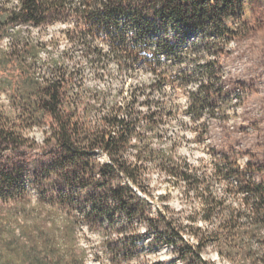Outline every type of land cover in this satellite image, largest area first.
Here are the masks:
<instances>
[{
	"label": "rangeland",
	"instance_id": "rangeland-1",
	"mask_svg": "<svg viewBox=\"0 0 264 264\" xmlns=\"http://www.w3.org/2000/svg\"><path fill=\"white\" fill-rule=\"evenodd\" d=\"M80 4L81 0H72L71 5ZM80 17L72 13L42 26L11 28L12 32L19 29L22 41L14 33L4 37L0 56L34 47L35 59L29 61L41 77L57 76L54 66L58 62L72 73L71 97L78 95L93 106L90 120L97 121L113 107L122 108L119 114L128 118L133 108L139 133L133 135L124 156L141 164L140 183L123 171L115 178L136 192L134 202L140 211L131 213L108 194L102 201L100 195L84 193L80 205L66 211L60 206L54 209L50 199L41 200L36 168L51 148L45 143L49 126L23 127L18 121L19 105L3 80L18 78L15 65L9 62L0 66V113L21 126L29 141L20 150H0V167L14 164L11 186L0 184V251L6 258L15 251L5 243L12 235L18 237L14 241L18 248L31 238L40 240L37 226L46 224L63 244L67 264H74L73 258L78 264H195L191 255L182 258L180 248L196 239L187 228L182 235L172 233L164 214L184 225L215 229L218 214L210 222L200 219L199 195L207 190L224 198L229 209L242 212L245 228L253 226L252 205L246 203L244 193L229 191L230 184H238V177L228 171L236 165L258 175L264 171V0H242L225 19L229 29L223 36L212 26H185L180 31L179 18L158 14H150L147 29L140 31L139 22L119 16L125 39L118 43L136 51L131 64L115 56L108 29L96 31ZM82 32L88 44L102 50L101 57L88 49ZM154 112L158 125L151 128L148 116ZM141 146L154 155L146 153L140 161ZM21 150L27 152L30 163L21 161ZM95 156L102 163L110 160L99 150ZM170 160L190 167L206 182L196 189L171 175ZM218 168L228 175L217 176ZM96 207L105 208L104 212L90 219ZM194 216L196 223L191 219ZM263 235L264 228L253 238L261 253ZM217 250L210 244L203 256L216 264H232Z\"/></svg>",
	"mask_w": 264,
	"mask_h": 264
},
{
	"label": "trees",
	"instance_id": "trees-1",
	"mask_svg": "<svg viewBox=\"0 0 264 264\" xmlns=\"http://www.w3.org/2000/svg\"><path fill=\"white\" fill-rule=\"evenodd\" d=\"M242 3V0H81V4L72 8V0H17V4H10V0L0 2V47L1 41L7 35L13 34L20 43L22 41L19 29L11 31L16 26H42L65 19L72 13L79 14L90 23V28L109 30L114 45V54L121 63H133L136 51L128 49L123 42L124 26L120 25L119 16H126L128 22H139L140 31H145L147 17L150 14L175 16L180 20L179 30L185 26L209 27L212 26L217 35L223 36L229 29L225 19L231 11ZM16 29V28H15ZM94 30V32H95ZM81 39L89 50L101 57L102 50L88 44L84 33ZM90 45V46H89ZM34 47L24 49L20 54L3 52L0 56V66H7L9 62L15 65L18 78L11 76L3 80L7 87L13 90L16 103L19 105L18 121L23 127L47 124L49 130L45 143L51 148L42 154V163L37 166V182L41 184V200L50 199L54 209L61 210L75 208L80 205L84 193L100 195L104 201L105 195L111 196L122 207L128 208L131 213H139L140 207L134 202L136 192L128 184H123L115 178L117 172L123 171L133 182L140 183L141 164L130 161L124 156L133 135L139 133L136 128L135 112L129 108L128 118L121 117L122 108L113 107L98 119L90 120L91 104L80 96L71 97L72 73L56 62L54 72L57 76L41 77L35 71V59L32 54ZM15 57V58H14ZM96 57V58H97ZM148 127L156 128L158 120L155 112L148 116ZM9 116L0 113V150H20L25 147L29 138L23 133L21 126L10 120ZM19 126V127H18ZM104 152L109 161L102 163L95 151ZM145 146L139 149L138 159L143 161L148 153L154 155L153 150ZM21 161L30 163L27 152L21 150ZM226 159H229L226 156ZM14 164L0 167V184L7 187L13 181ZM186 166H189L187 163ZM228 172L238 177L236 186L230 184L232 193H244L246 203L252 205L253 226L245 228L242 222V212L231 210L225 205V199L214 193L204 190L201 192L202 208L200 219L210 222L218 214L220 220L215 229H206L195 224H182L179 220L164 214L166 223L171 232L182 235L183 229L196 239L195 243L184 242L180 248L183 259L191 255L195 264H216L203 256L204 250L212 244L217 247L221 257H225L232 264H264V251L253 244V238L259 229L264 228V171L259 173L247 172L236 165ZM168 172L178 179L187 180L196 189L206 182V178L198 176L190 167L183 168L170 160ZM222 169L216 170L217 176H226ZM44 183V184H43ZM47 183V185H46ZM77 188V189H76ZM50 203V204H51ZM95 208L90 214L101 215L105 208ZM168 208V207H167ZM197 216L192 217L196 223ZM40 240L31 238L29 243L19 248L15 246L16 235L6 239L5 243L11 248L10 257H4L0 251V264H67L66 256L61 252L63 245L52 227L41 224L37 226ZM257 232V233H256ZM11 233V232H10ZM25 233V230H24ZM12 234V233H11ZM264 247V235L260 238ZM175 246V243L172 244ZM194 258V259H193ZM78 264L79 260L73 258Z\"/></svg>",
	"mask_w": 264,
	"mask_h": 264
}]
</instances>
